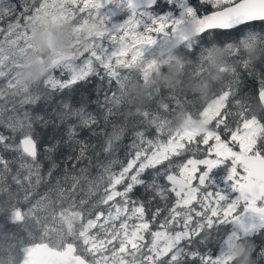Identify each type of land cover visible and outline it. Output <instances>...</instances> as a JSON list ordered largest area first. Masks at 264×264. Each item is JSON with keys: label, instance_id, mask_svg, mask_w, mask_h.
I'll list each match as a JSON object with an SVG mask.
<instances>
[{"label": "snow or ice", "instance_id": "1", "mask_svg": "<svg viewBox=\"0 0 264 264\" xmlns=\"http://www.w3.org/2000/svg\"><path fill=\"white\" fill-rule=\"evenodd\" d=\"M105 4L108 8L99 12ZM125 4L129 18L123 23L109 25V17L121 11ZM85 8L98 10L100 30L90 47L81 54L80 61H68L53 69L43 89L46 97L70 89L65 96L75 102L78 90L83 101L82 93L91 87V84L87 87L84 84L92 78L107 83L103 100L98 102L102 117L73 109L69 104L63 105L57 117L60 123L66 124L63 142H74L78 146L72 147L64 158L65 173L69 168L79 167L85 159L91 164L88 149L95 145L80 139V130L88 129L92 136L107 134L106 127H100V121L103 119L105 126L111 121L114 111L111 105L117 99L113 85L117 89L126 78L121 69L131 68L140 61L159 38H166L161 41L162 52L165 45H181L180 53L194 58L205 48L232 47L247 32L264 34V0H163V3L161 0H119V6L116 0H83L81 12ZM177 8L179 11L174 14ZM29 12L26 0H0V23H7L6 28H0V35L5 36L6 41L11 36L24 38ZM185 17L192 18L197 25L187 46H183L187 29L180 27ZM138 28L142 31H136ZM3 56L4 47L0 45V62ZM248 75L259 85L252 97L261 106L259 113L253 110L247 98L237 99L240 96L234 90L237 85L229 84L227 88H221L209 106L206 116L210 127L205 131H186L167 142H160L153 138L159 136V132L151 126L134 128L129 145L131 151L125 154L126 163L122 164L119 173L110 174L103 197L92 206L88 218L90 230L81 232L79 239H69L64 248L31 244L22 249L21 264H88L85 255H78L81 249L91 254L106 251L108 246L121 253L140 252L142 264H180L185 256L198 264H227V259L223 258L225 245H230L233 240L250 242L249 237L264 229V72L254 76L249 72ZM14 87L9 80L7 89ZM9 95L14 97L15 93L6 94L5 89H0V100L4 101L0 105V128L11 133L6 135L0 131V169L10 172L11 164L21 160L24 162L21 168L31 161L42 172L33 125L43 123V118L33 117L27 110L21 112L20 108L25 109L27 105L23 102L17 105ZM164 107L172 109L171 104ZM141 119L153 120L152 113L146 110ZM69 120L75 123H67ZM60 143L58 140L52 146L44 147L46 159L51 158ZM113 148V142L109 140L103 151L109 153ZM5 152L15 155L7 159L3 155ZM96 155L99 157L101 153ZM221 163L229 165V190L225 193L207 191L204 188L207 170ZM58 167L59 164L53 161L46 176L51 179ZM148 170L152 172L151 181L143 178ZM81 171L87 169L81 168ZM59 179L57 177V183ZM161 179L166 183H161ZM16 182L22 183L19 173ZM140 187L148 193L146 197L140 196ZM229 193H235V196ZM11 209L9 201L0 200V216ZM23 213L22 207L16 209L11 222L23 223ZM214 222L233 225L232 231L223 238L217 255H201L180 248V242L191 241L201 232L207 238L206 231ZM100 233L104 234L103 238Z\"/></svg>", "mask_w": 264, "mask_h": 264}, {"label": "trees", "instance_id": "2", "mask_svg": "<svg viewBox=\"0 0 264 264\" xmlns=\"http://www.w3.org/2000/svg\"><path fill=\"white\" fill-rule=\"evenodd\" d=\"M41 1L26 0L30 9L26 18L31 16ZM6 24L0 23V28H5ZM192 38L186 40L183 46H187ZM180 47L181 45L160 54L145 75L135 64L131 68L121 69L126 78L117 89L113 85V90L117 91V99L111 105L114 110L111 121L107 126L104 125L103 119L100 121V127H106L107 134L92 136L88 129H81L80 139L95 145V148L88 149L91 164L85 159L79 167L69 168L67 173L64 172L63 161L69 155L70 149L76 145L74 142L72 144L63 142L66 124L60 123L57 117L62 112L64 104L87 113H97L102 117L98 102L103 100L104 89L107 88L106 81L92 78L86 82L84 87L88 84H91V87L82 93L83 101L80 100L78 90L75 102L71 97L65 96L70 89L56 92L49 97L44 95V84L51 78L52 70L59 68V65L49 69L47 80L42 77L24 79L22 87L13 88L19 89L16 92H10L2 81L3 86L0 85V89H5L6 94L15 93L14 97L9 95L10 99H14L17 105L22 102L27 105L25 109L20 108L21 112L27 110L33 117H42L44 122H35L33 125V134L40 149L42 172L33 166L31 161L21 168L20 165L24 163L21 160H15L11 164L10 172L0 169V200L9 201L11 211L21 207L24 209L23 223L10 224L7 220L9 213L0 216V264H16L19 257L17 251L19 244L16 238L23 239V233L24 235L28 233L24 245L45 243L52 248H60L64 242L71 239L69 235L63 234L58 243H53L55 232L51 227L54 226L57 231L64 226L65 220L72 227L82 215L89 218L92 206L103 197L105 187L110 183V174L119 173L122 164L126 163L125 154L131 151L129 145L132 142L134 128L151 126L159 132V136L153 138L165 142L178 128L183 118L196 119L220 94L221 88H227L229 84L237 85L234 88L240 95L237 99L247 98L254 111L258 113L261 111L259 104L252 98L259 86L258 82L248 73L251 72L254 76L264 72V34L247 32L232 47L205 48L194 58L183 56L179 51ZM3 103L4 101L0 100V105ZM165 104H171L172 109H166ZM7 106L12 107L11 104ZM146 110L152 113L153 120L141 119ZM67 123L75 121L69 120ZM209 127L210 121L204 125V129L207 130ZM0 131L11 135L3 128H0ZM97 131L99 132V129ZM117 137L120 139L117 140ZM58 140H61V143L51 154V158L46 159L44 147L52 146ZM109 140L113 142L114 148L111 152L105 153L103 146ZM97 152L101 153L99 157L96 155ZM3 155L7 159H12L15 153L5 152ZM53 161L59 164V167L49 179L46 173ZM81 168L87 171H81ZM17 173L22 183L16 182ZM57 177L60 178L59 183L56 182ZM143 178L151 181L153 178L151 170L146 171ZM38 180L41 181L39 184ZM161 183L165 181L161 179ZM138 192L140 196L148 195L143 187H140ZM172 199H175L174 195ZM41 229L49 231L43 233ZM228 233L227 224L218 223L215 227L207 229V238H204V233L201 232L191 241L180 242V248L186 252L194 250L201 255L214 256L218 254L222 239ZM248 239L250 242L237 241L240 253L237 257L227 260V264H264L262 252L264 229H260ZM80 254L85 255V252L80 250L78 255ZM180 264L198 262L185 256Z\"/></svg>", "mask_w": 264, "mask_h": 264}, {"label": "rangeland", "instance_id": "3", "mask_svg": "<svg viewBox=\"0 0 264 264\" xmlns=\"http://www.w3.org/2000/svg\"><path fill=\"white\" fill-rule=\"evenodd\" d=\"M116 2L117 6H119V0H116ZM82 7L83 0H42L40 5L35 7L31 16L26 18L27 31L24 38L17 39L15 36H11L6 41L7 38L0 35V45L4 47L3 60L0 62V68H2L0 85L3 86V81L4 87L7 88L8 81L11 80L15 86L22 87L23 80L27 78L28 80H32L33 78L42 77L44 80H47L50 74L49 69L51 68L49 61L61 54H66L68 59L60 61L54 67L58 65L60 67L68 61L72 63H76L77 60L80 61L81 54L90 47L97 31L101 28L98 10L95 8H85V10L81 12ZM105 8H108V5H103L99 12L102 13ZM173 8H175V5H173ZM178 11L179 9L177 8L174 14L178 13ZM128 18L129 9L124 6L121 11L109 17L108 23L109 25L123 23ZM192 21V18L185 17L180 27ZM4 27L6 28L7 24ZM21 31L23 32V28ZM136 31L140 32L142 28H138ZM47 33L51 34L54 40H57L56 43L53 42L49 47L44 46L41 42V38L46 36ZM152 35L154 37L156 36L155 33H152ZM164 39L166 38H159L157 44L147 49L141 60L135 63V65L139 66L143 75L147 73L156 58L162 54L161 41ZM168 45L164 46L163 53ZM40 53L43 54L40 55ZM38 59L41 60V63L39 65L34 64V61ZM10 90V92H16L19 89ZM213 103L214 100L202 110L196 119L183 118L178 128L170 134L169 138L182 135L186 131H205L204 125L208 122L206 112ZM167 140L165 142H167ZM228 167L229 165L227 163H221L212 169H208V176L206 177L204 188L211 192H228ZM229 195L234 197L235 193H229ZM196 207L197 209L199 208L198 205ZM217 224L218 223L214 222L210 227H215ZM225 224H227L228 232L230 233L233 229V225L231 223ZM69 227H71V225L67 223L66 220L64 226L57 229V231L55 227L52 226L51 229L55 232L53 243H58L63 234L69 235L71 239L75 237L79 239L80 233L89 231L91 225L88 223V218L82 215L78 218L75 225L71 227V231ZM41 231L46 233V231L49 230L41 229ZM69 232L70 234H67ZM103 235V233H100V238H103ZM226 236L224 238H226ZM27 238L28 233H26V235L23 233V239L19 237L16 238L19 247L24 245V239ZM150 240L151 237H149V241ZM67 243L68 242H64L62 246ZM81 251L84 250L81 249ZM143 251L146 253L147 249L145 248ZM84 252L88 258L87 262L90 264H142V255L140 252H133L132 254L121 253L114 250L111 246H108L106 251L100 250L98 253L93 252L89 254L86 251ZM239 253L240 248L237 245V241L233 240L230 245H225L223 258L229 260L232 257H237Z\"/></svg>", "mask_w": 264, "mask_h": 264}, {"label": "water", "instance_id": "4", "mask_svg": "<svg viewBox=\"0 0 264 264\" xmlns=\"http://www.w3.org/2000/svg\"><path fill=\"white\" fill-rule=\"evenodd\" d=\"M126 5H127V4H126ZM196 27H197V25H196V23H195L194 21H192V22H188V23H186L184 26L181 27V28L187 29V39H186V40H188V39H190V38L193 37ZM186 40H185V41H186ZM185 41H184V42H185ZM41 42H42L45 46L49 47V46L52 44V42H53V37H52L50 34H47L45 37H42V38H41ZM184 42H183V43H184ZM177 46H179V45H175V46H173L172 44H169V45L167 46V48H166L165 51L168 52V51H170L171 49H173V48H175V47H177ZM67 58H68V56H67L66 54H61L60 56L51 59V60L49 61V65H50L51 67H53V66H55L56 64H58L60 61H65ZM40 62H41L40 59H38V60H35V61H34V64L39 65ZM259 106H260V105H259ZM260 108H261V106H260ZM165 183H166V181H165ZM14 211H15V210H12L11 212H9V214H8V216H7V220H8V222H9L10 224H14V223L11 222V220H12V218H13L12 213H14ZM32 244L46 245L45 243H32ZM67 244H68V243H67ZM67 244H64L61 248L66 247ZM29 245H31V244H28V245H22V246H20V247L18 248V252H19V254H20V258H19L17 264H21V260L23 259V251H22V249H23V248H26V247L29 246ZM88 264H90V263H88Z\"/></svg>", "mask_w": 264, "mask_h": 264}, {"label": "flooded vegetation", "instance_id": "5", "mask_svg": "<svg viewBox=\"0 0 264 264\" xmlns=\"http://www.w3.org/2000/svg\"><path fill=\"white\" fill-rule=\"evenodd\" d=\"M161 2L163 3V0H161ZM193 2H195V0H193ZM127 8H128V6L127 5H125ZM48 34V33H47ZM51 35V34H50ZM52 36V35H51ZM53 37V36H52ZM191 39V38H190ZM56 41L57 40H54V38H53V42H55L56 43ZM53 42H52V44H53ZM51 44V45H52ZM43 53H40V55H42ZM8 216V215H7ZM6 256V255H5ZM19 258H20V254H19V257H18V260H19ZM18 260H17V262H18ZM17 262H16V264H17Z\"/></svg>", "mask_w": 264, "mask_h": 264}]
</instances>
